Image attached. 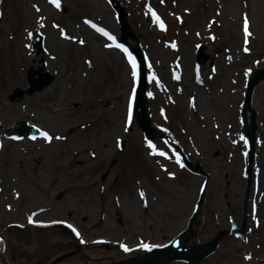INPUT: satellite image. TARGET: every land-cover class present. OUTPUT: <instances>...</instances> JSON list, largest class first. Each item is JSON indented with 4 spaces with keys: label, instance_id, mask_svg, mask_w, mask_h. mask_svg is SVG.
<instances>
[{
    "label": "rangeland",
    "instance_id": "374dc122",
    "mask_svg": "<svg viewBox=\"0 0 264 264\" xmlns=\"http://www.w3.org/2000/svg\"><path fill=\"white\" fill-rule=\"evenodd\" d=\"M118 1L128 11L132 29L163 85L151 82L148 90L154 96L148 97L153 126L162 131L166 120L176 117V131L166 137L183 144L188 158L200 162L211 175L205 205L186 244L192 246L197 239L201 243L209 241L217 232L227 231L231 221L241 227L247 168V149L240 140L241 109L247 80L255 71L264 70V0H154L169 25L165 33L157 28L151 14H146L149 0ZM33 5H38L41 12L37 13ZM61 7L56 9L48 0H0V232L6 233L9 226L21 222L30 211L44 209L48 214L40 218L60 219L66 210H82L75 189L85 194L90 188L94 195L102 187L108 190V180L115 179L120 170L134 169L141 171L139 176L148 191L150 209L145 217L146 224L154 226L151 243L172 242L194 211L204 181L179 172L181 168L165 141L158 148L172 156L171 160L149 156L135 119L132 131L124 132L132 90L126 58L114 48L106 49V39L84 23L91 20L119 36L122 30L108 0H61ZM245 13L253 33L250 55L243 52ZM41 16L46 18L41 21L44 28L37 23ZM213 20L216 24L209 28ZM53 24L85 44L64 40ZM29 31L33 32L32 39L27 38ZM38 32L46 38L41 56L56 81L43 93L10 103L8 98L14 89L28 87V68L38 66L39 57L34 56L33 50ZM211 36L216 39L211 40ZM171 43L177 44L178 51L166 46ZM26 44L32 45L31 50ZM200 45L207 47L213 66L210 62L205 67L197 66ZM53 56L55 60L51 59ZM87 61L92 62L91 66ZM197 69L202 83L197 82ZM249 69L251 74L246 76ZM177 72L179 81L173 79ZM193 97L195 109L191 107ZM75 103L81 104L78 112L73 111ZM253 103L258 112L259 140L246 218V237L251 244L247 246L227 236L216 253L200 264H264V80L255 89ZM18 122L36 124L51 134L66 136L67 140L54 141L51 146L27 139L20 143L6 140L5 132ZM117 140L126 142L122 154L118 152ZM114 160L118 165L112 166ZM164 168L177 178L169 179ZM108 170L110 176L104 181L102 176ZM71 185L76 187L70 192ZM61 190L66 191V196L57 201L55 197ZM119 197L121 202L128 201L126 195ZM124 208L129 215L130 206L125 203ZM175 218L181 219V226ZM4 241L7 251L0 256L1 262L15 250ZM249 255L252 259L246 260ZM70 262L80 264L76 259Z\"/></svg>",
    "mask_w": 264,
    "mask_h": 264
},
{
    "label": "snow or ice",
    "instance_id": "6c2138e0",
    "mask_svg": "<svg viewBox=\"0 0 264 264\" xmlns=\"http://www.w3.org/2000/svg\"><path fill=\"white\" fill-rule=\"evenodd\" d=\"M48 3L53 5L58 10L61 9V0H48ZM161 3H164V0H161ZM33 7L37 13L41 12V8L38 5H33ZM148 13L151 14L153 22L159 27V29L163 32H166L167 26H166L165 22L152 9L151 5H148V9H147L146 14H148ZM217 15H220V13L218 12ZM0 16H2V14H0ZM44 19H46V18L41 16L40 20L37 21L39 28H44L46 26L44 23L41 22ZM176 19L180 20V22L183 23V20L180 17H176ZM242 22H243V37H244L243 52L245 54L250 55L251 50L249 48V43H250V38L253 36V33L250 30L251 22H250L249 17L246 13L243 16ZM84 23L86 25H88L89 27H91L93 30H95V32L98 33L100 36H102L106 39L107 43L104 44V47L106 49L115 48V49L119 50L121 53H123L124 57L126 58V62H127L128 67H129L130 77H131V81H132V90H131V95L129 97L128 104H127L126 120H125L124 127H123L124 132H128L130 130V128L132 127V124H133L134 107H135V103H136V92H137V87H138L139 82H140L141 77H142L141 63L137 60L136 56L133 54V52L128 47H126L122 43H119L117 41V37L112 35L105 28L100 27L97 24H95L94 22H92L91 20H87V19L84 20ZM215 24H216L215 20L211 21L209 24V28H211L212 25H215ZM52 27L57 28L59 30L61 37L64 40H68V41H72V42H78L80 45L85 44V41L82 39L79 41H76L70 34L67 33V31L65 29L61 28L59 25L53 24ZM40 35L43 36V33H40ZM197 35H199V33H197ZM27 38L32 39L33 38V32L29 31L27 33ZM210 39L215 40L216 37L211 36ZM166 46L178 51L176 43H171V44L166 45ZM25 47L28 48L29 50H31L32 45L26 44ZM29 54H31V51H29ZM51 59L55 60L56 57L53 56V57H51ZM145 59H147V57H145ZM231 59H232V57L229 56L228 60L231 61ZM87 63L91 66L92 62L87 61ZM256 64L259 65L260 61L257 60ZM177 66H179V65H177ZM147 67H148V70L150 73V75L148 77L149 82H154L157 84V86L163 87V85L160 84V81H159L158 77L156 76L155 72L152 70V64L150 62L147 64ZM213 71H215V69ZM250 74H251V69H249L245 72L246 76L250 75ZM180 78L181 77L179 74H176V73L173 74V79L179 81ZM196 79H197L198 83H202V80H201L200 75H199V69H197ZM148 96L151 98H154L153 93H151V92L148 93ZM191 107L193 109H195V107H196V101H195L194 97L192 98V101H191ZM161 115H164L163 110L161 111ZM32 127H33V129H35L36 134L29 136L28 139H30L33 142H35L37 140H42L46 144L51 146L54 141H66L67 140L66 136L51 134L48 130H44L41 127L37 126L36 124H33ZM161 130L164 132L168 131V129H161ZM9 139H11V140H22V139H24V137L23 136H11V137H9ZM144 140H145V146L148 149V155L149 156H151V157H162L166 160L172 159V156H169V154L167 152H165L163 150H158L157 145L155 143H153V141L151 139H149L147 136L144 138ZM240 140L244 141L245 145H247L248 142L243 135L240 136ZM165 143L167 144L168 142L165 141ZM116 145L119 148V147H121L122 142L120 140H117ZM0 149H3L2 143H0ZM247 155H248V153L244 152V156L247 157ZM93 156H95V153H93ZM173 156H175V163L178 164L181 169H183L185 167V165H184L183 160H182L181 156L179 155V153L174 151ZM157 163H159V161H157ZM163 171L168 173L169 179L175 180L177 178L176 174L169 172V170L167 168H164ZM156 179L159 180V177L157 176ZM201 191L203 192L204 189L202 188ZM139 197L142 200L144 207L147 208L148 207V200L146 197V193L144 191H140ZM16 198L19 199V193L16 194ZM9 211H11V205H9ZM41 211H44V209H41ZM35 215H36V213H33L31 216L28 217V223L29 224H35L36 223L33 220V216H35ZM53 223L65 224L66 222L65 221H53ZM37 226L49 227L50 225L41 223ZM66 226L69 229H71V231L73 233H75L77 238H80L79 231H77V229L75 227H73V225L66 224ZM256 226L257 227L260 226L259 221L256 222ZM0 243H3L2 239H0ZM80 243L83 244V243H85V241L83 239H80ZM93 243H104V241H93ZM175 246L179 247L180 246L179 242H176ZM155 247H160V245H152V244H148V243H145L143 241H140L138 249H135V250H141L142 249L144 251L151 252L153 250V248H155ZM164 247H167V245H164ZM120 248L125 253L134 251V249L128 247L126 244H121ZM245 259L251 260L252 257L249 255V256H246Z\"/></svg>",
    "mask_w": 264,
    "mask_h": 264
},
{
    "label": "water",
    "instance_id": "95a60500",
    "mask_svg": "<svg viewBox=\"0 0 264 264\" xmlns=\"http://www.w3.org/2000/svg\"><path fill=\"white\" fill-rule=\"evenodd\" d=\"M118 12H119L120 21L123 23L125 28H128L127 24H126V14L122 10L118 11ZM127 39L128 38L125 37V38L121 39L120 41L126 43ZM40 44H41V42H40ZM133 51H134V54L136 55V57L138 58L139 62L141 63L142 73H144V59L142 57V53H141L140 49H138V48L133 49ZM43 71H44V69L42 68L41 72H40L41 76H40V78L38 80H36L34 76L37 73H35L32 69L29 70V74L30 75H32V74L34 75V76H30V78H29V81H30V83L32 85V89L29 92L30 94H32L35 90L41 91L43 88H45L46 86H48L49 84H51L53 82L54 78L52 76H50V75H44ZM259 80H260V78L256 77L253 80L252 84L250 85L249 96L246 99V108L248 110H251V93H252L253 88L255 87V85L259 82ZM145 92H146V76L144 75L143 78H142V83L138 87V92H137L138 98H137L136 107L141 112V116H140V120L139 121H140L141 125L143 126V129H144L145 133L148 136H150L151 135L150 117L147 114V111H148L147 104L143 100V96L145 95ZM18 97H20V98L23 97V93L19 92L17 90V91H15L14 96L11 99L14 101ZM252 113H253L252 130H251V132L250 131L247 132V135H248V137L250 138L251 141L254 139V135H255V131H256V125H255L256 113L253 110H252ZM24 131H31V128L27 127L26 125H19L18 128L15 131L11 132V133H18V134L20 133V134H22ZM179 257H182V258L194 257V253L191 252V253L185 254V255L181 254V256H179ZM172 259L173 258H169L168 260L170 261ZM151 263H152V261L150 262V264Z\"/></svg>",
    "mask_w": 264,
    "mask_h": 264
},
{
    "label": "flooded vegetation",
    "instance_id": "af4514ba",
    "mask_svg": "<svg viewBox=\"0 0 264 264\" xmlns=\"http://www.w3.org/2000/svg\"><path fill=\"white\" fill-rule=\"evenodd\" d=\"M96 197L99 198L98 195H96ZM96 213H97V211L95 212V215L92 216V218H94V221H93L94 228H95L97 234H101L100 230H101V224H102V220H101L102 213L101 212L99 213V217L97 216ZM69 216L71 217L72 215L69 214ZM92 218H90V219H92ZM86 219L90 220L89 217H86ZM53 221H55V220L54 219L51 220V222L48 224V225H50L49 227H39L37 225H35L33 227V234L35 236V239L39 240V242H38L39 245L44 244L46 234H48V232L51 230L52 226L54 225ZM58 226L59 227H64V226H61V225H58ZM89 228L91 229L92 225H90ZM91 234H92V230H89L88 237H91ZM103 246H107V245H103ZM76 252H77V250H73L72 252H68V253H65V254H72V253H76Z\"/></svg>",
    "mask_w": 264,
    "mask_h": 264
},
{
    "label": "bare ground",
    "instance_id": "6f19581e",
    "mask_svg": "<svg viewBox=\"0 0 264 264\" xmlns=\"http://www.w3.org/2000/svg\"><path fill=\"white\" fill-rule=\"evenodd\" d=\"M246 115H247V122H248V124H249V113L246 114ZM1 249H2V250L4 249V245H3V244H1Z\"/></svg>",
    "mask_w": 264,
    "mask_h": 264
}]
</instances>
